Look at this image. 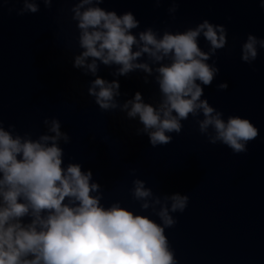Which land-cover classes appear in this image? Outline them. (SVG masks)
<instances>
[{"label":"water","instance_id":"1","mask_svg":"<svg viewBox=\"0 0 264 264\" xmlns=\"http://www.w3.org/2000/svg\"><path fill=\"white\" fill-rule=\"evenodd\" d=\"M72 0H60L50 9L41 3L38 13L22 16L18 0H0V118L4 127L15 126L21 135L43 133L44 118H57L61 130L71 137L61 143L65 165L79 163L91 170L103 188L102 203L115 200L140 212L129 189L142 179L156 195L180 193L189 197L184 212L172 213L177 223L165 230L178 264H264V49L257 59L244 63L240 47L251 33L264 38V8L258 0H179L172 19L170 3L152 0H105L100 6L117 14L134 13L145 27L183 31L203 19L227 29V44L208 63L216 62L219 74L204 89L210 105L229 115L247 118L259 135L247 152L234 154L221 144L211 145L190 116L182 121L172 143L151 147L141 127L119 110L104 112L87 94L94 77L72 65L80 49ZM10 9L12 11H10ZM202 50L208 44L200 38ZM113 68L101 65L98 75L118 79L123 103L139 91L145 102L158 100L154 83L145 84L144 74L113 77ZM151 80V77H149ZM226 82V90L217 85ZM202 118V117H201ZM135 169L132 174L131 170Z\"/></svg>","mask_w":264,"mask_h":264},{"label":"clouds","instance_id":"2","mask_svg":"<svg viewBox=\"0 0 264 264\" xmlns=\"http://www.w3.org/2000/svg\"><path fill=\"white\" fill-rule=\"evenodd\" d=\"M7 2V0H5ZM17 15L38 13L39 5L50 9L60 0H18ZM71 20L78 35V54L72 65L94 79L87 94L101 111L119 110L141 127L136 135H146L149 144L172 143V133L180 134L182 121L191 116L199 132L211 145L221 144L234 154L247 152V145L259 130L247 118L229 115L209 104L204 89L212 86L219 74L215 60L218 50L227 44V29L203 19L183 31L140 27L133 12L117 14L100 5L105 0H72ZM167 2L175 19L179 0ZM264 8V0H258ZM10 11H12L10 9ZM208 44L201 49L199 40ZM264 49V38L247 34L240 47V59L252 64ZM101 65L113 68V77L144 74L145 84L154 83L158 100L145 102L137 91L121 103L118 79L98 75ZM151 77V80L149 79ZM221 82L218 90H226ZM202 117V118H201ZM45 132L33 137L22 135L14 125L4 127L0 118V264H178L165 230L177 221L172 213L184 212L189 197L171 193L156 195L142 179H133L129 189L140 212L137 214L115 200L105 206L102 185L81 164L65 165L61 143L71 137L61 130L57 118H44ZM135 173V169L131 170Z\"/></svg>","mask_w":264,"mask_h":264}]
</instances>
